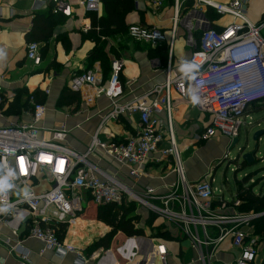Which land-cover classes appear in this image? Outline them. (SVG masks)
I'll list each match as a JSON object with an SVG mask.
<instances>
[{
  "label": "built area",
  "instance_id": "built-area-1",
  "mask_svg": "<svg viewBox=\"0 0 264 264\" xmlns=\"http://www.w3.org/2000/svg\"><path fill=\"white\" fill-rule=\"evenodd\" d=\"M2 1L9 0H0V3ZM45 1L54 4L55 13L64 17L71 15V7L63 0ZM188 1L193 6H202L219 16L233 19L220 30L209 28L201 32L199 44L189 57V61L201 66L194 80H187L183 75L171 77L167 68L164 83L145 95L148 100L141 98L120 105L123 97L121 61H112L109 77L105 81L95 71L72 74L70 77L69 88L74 92L83 91L82 98L87 104L94 103L99 97L111 102L112 110L108 118L116 119L121 114L136 115V135L122 143L109 144L94 137L84 154L55 142H43L39 139L38 124L46 109L33 97L30 98L29 123L0 127V179L7 176L8 167L17 172L14 178L8 177L12 187L0 191V208L7 209V212H0V222L13 233L26 227L30 238L43 243L58 257H64L75 249L60 241L61 226H70L77 220L87 196L96 207L133 206L174 226L196 250L200 264H212L215 253L224 241H230L232 247L239 251L238 258L231 264H264L262 250L255 240L248 238L247 232L259 215L237 212L236 208L240 205L238 200L232 204L223 198L215 200L212 183L207 178L187 182L171 121V93L174 92L187 99L199 113L209 117L204 139L217 135L232 141L238 138L240 128L245 123L246 109L264 101V38L261 36L264 21L258 24L248 21L244 0H232L227 4L212 0H173L169 51L175 39L183 3ZM100 4L101 0H83L81 5L86 14H97ZM161 6L162 0L151 1L155 11ZM127 35L136 42L151 45L165 42L162 31L139 25H130ZM26 59L39 66L41 57L37 43L26 45ZM189 88L198 90L199 103L192 104ZM4 104L5 97L0 88V118L3 117ZM162 113L166 115L165 124L159 120ZM96 149H101L118 165L130 167L131 175L136 178L139 177V168L146 165L152 155H158L159 161L170 164L176 182L170 185L166 194H157L151 188L135 193L89 161ZM38 176H44L49 185L47 190L39 193L33 188ZM25 190L29 194L27 199ZM128 240L132 243V249L139 252L143 263H149L148 249L153 247L152 240L149 242L141 236ZM155 250L158 263L168 264L165 246L157 245ZM74 252L76 264H118L110 250L101 251V256L92 254L89 257L76 250ZM20 257L27 260L26 253Z\"/></svg>",
  "mask_w": 264,
  "mask_h": 264
},
{
  "label": "crops",
  "instance_id": "crops-1",
  "mask_svg": "<svg viewBox=\"0 0 264 264\" xmlns=\"http://www.w3.org/2000/svg\"><path fill=\"white\" fill-rule=\"evenodd\" d=\"M63 1L72 9L69 17L55 13L54 4L45 0H9L0 3V50H2L0 51V88L5 97L0 127L29 123L30 98L35 97L34 100L43 104L46 109L42 121L38 124L39 139L43 142L63 145L78 154L87 151L94 137L106 144L122 143L127 138L133 137L138 130V118L136 115L132 117L128 114H121L116 119L108 118L112 110L111 102L105 97H99L94 103L87 104L82 98L83 91L74 92L69 88L72 74L95 71L105 81L109 77L112 61H121L120 81L123 97L119 104H128L145 98L154 87L162 85L167 68L170 69L171 77L183 75L178 66L185 59L189 60L191 52L199 44L203 30L209 28L220 30L233 21L232 18L219 16L205 7L193 6L190 1L184 2L175 39L169 51L173 0H162L161 8L156 11L151 7L152 0H127L128 6L131 5L132 9L123 17V32H116L115 27L111 26L112 36L101 37L96 46L94 40L87 37V34L92 26L91 15L97 18L105 16L102 0L97 14H86L81 5L83 0ZM212 1L227 4L232 0ZM244 6L245 16L250 23L258 24L264 21V0H244ZM36 14L59 15L63 19L62 23L53 28L52 37L47 42L37 43L41 57L39 66L33 65L26 59L28 43L25 36L31 31ZM130 25L158 29L164 33L165 42L157 45L136 42L127 35V28ZM263 31L264 28L261 36ZM101 44H103L101 57L92 59L90 53ZM66 91L78 94L79 103L63 106L62 94ZM171 107L174 141L180 156H184L183 167L187 182L194 183L207 178L213 187L216 169H212V162L217 157L221 159L220 162L224 161L233 148V141L219 135L204 139L209 117L199 113L187 99L179 97L174 92L171 93ZM260 109L257 105L248 107L245 111V120L250 122V114ZM159 120L165 124L166 115L160 114ZM246 125L248 124L244 123L243 128H247ZM258 125L257 123L256 127L260 126ZM246 153L249 152L243 154ZM88 159L100 171L135 193H142L144 188H151L157 194H166L170 185L176 182L170 164L159 161L158 155H152L150 161L139 168L138 178L131 175L130 167L118 165L101 149H96ZM236 183L235 193L229 204L238 200L240 205L236 211L239 212L242 204ZM246 186L248 185H243V188ZM35 187H38V191H35ZM33 188L39 193L47 190L49 185L44 176H38ZM218 193H220L218 196L214 194L215 200L223 198V194ZM217 204L214 203L216 206ZM98 208L102 207L94 206L89 197L85 196L83 211L76 220L85 226L76 225V221L70 226L62 225L60 241L86 257L92 254L101 256V251L110 250L118 260V264H144L139 252L132 249V243L128 240L137 236L127 237L117 232L112 236L108 248L96 247V244L112 232L110 226L97 220ZM229 210L228 213H231ZM129 216L137 217L133 222L134 228L143 230V234L138 236L148 239L149 242L152 240L153 247L148 249L147 264H159L155 250L157 245L165 246L168 264H200L197 262L196 250L192 249L189 241L182 237L174 226L133 206ZM150 216L154 217L151 225L148 222ZM90 223H94L95 227H90ZM172 246L178 247L177 253L172 254ZM259 247L264 255V247L260 245ZM75 250L66 253L64 257H58L53 251L46 249L43 243L30 238L26 227H21L13 233L3 222H0V264H76ZM22 253L27 254L26 261L21 259ZM238 256L239 251L232 247L230 241H224L211 263L214 264L215 261V264H231Z\"/></svg>",
  "mask_w": 264,
  "mask_h": 264
},
{
  "label": "trees",
  "instance_id": "trees-1",
  "mask_svg": "<svg viewBox=\"0 0 264 264\" xmlns=\"http://www.w3.org/2000/svg\"><path fill=\"white\" fill-rule=\"evenodd\" d=\"M102 5L104 7L105 16L97 18L95 15H91L92 26L90 32L87 34V37H91L94 40L96 46L101 37L112 36L113 31L110 29L111 26L115 27L116 32H123V17L132 9L131 5L128 6L127 0H102ZM62 21L63 19L59 15L52 16L36 14L33 18L32 29L25 36L27 43L47 42L52 37L53 28L57 24L62 23ZM102 46L103 44L90 53V57L92 59H98L101 57L100 51ZM61 103L63 106L78 104L79 96L72 91H66L62 94ZM247 183L248 180L246 179L236 183L238 197L240 198L242 204L239 210L241 213L252 212L254 214L262 215L264 213V193L255 195L252 189L243 188V185H246ZM131 211L132 206H105L98 208L96 211L97 220H100L110 226L112 228V232L96 244V247L108 248L112 236L117 232H121L127 237L143 234L142 229L134 228L133 222L137 220V217L131 218L129 216ZM153 221L154 217L150 216L148 220L149 224L151 225ZM253 224L260 233L264 234V215L256 218ZM162 236L167 237V235Z\"/></svg>",
  "mask_w": 264,
  "mask_h": 264
},
{
  "label": "rangeland",
  "instance_id": "rangeland-1",
  "mask_svg": "<svg viewBox=\"0 0 264 264\" xmlns=\"http://www.w3.org/2000/svg\"><path fill=\"white\" fill-rule=\"evenodd\" d=\"M262 36L264 38V31ZM254 105L261 109L250 114V122L242 119L248 124L246 125L247 128H243V126L240 128L238 143L230 150L228 157L222 162L217 157L218 159L216 158L212 162V169H216L213 176V189L216 190L214 194L218 196L220 194L218 192H221L224 200L228 203L233 199L236 181L241 182L243 179L248 180L246 188L252 189L255 195L264 193V101ZM257 123L260 125H258L259 127H256ZM249 124L251 125L249 126ZM254 131L259 132L256 144L252 140L253 135L256 133ZM255 147H257L256 150ZM246 151L249 153L254 151L252 162L249 164L242 163L240 159ZM181 161L184 163V156H181ZM35 191H38V187H35ZM248 235L249 239L255 240L258 245L264 247V234L260 233L254 224L248 231ZM177 250L178 247H171L172 254L177 253Z\"/></svg>",
  "mask_w": 264,
  "mask_h": 264
},
{
  "label": "clouds",
  "instance_id": "clouds-1",
  "mask_svg": "<svg viewBox=\"0 0 264 264\" xmlns=\"http://www.w3.org/2000/svg\"><path fill=\"white\" fill-rule=\"evenodd\" d=\"M2 51V50H0ZM200 65L198 63H195L194 61H189L185 59L182 63L179 64L178 68L179 71L183 74V76L187 80H194L196 78L197 73L199 72ZM189 98L192 102V104H197L200 102V96L198 94V90L189 88L188 91ZM2 167V165H0ZM17 176V172L12 169L11 167H8L7 169V176L3 179H0V191H3L5 189H9L12 187L11 184L8 183V177H15ZM28 192L25 190L24 196L25 199L28 198ZM0 212H7L6 208H0Z\"/></svg>",
  "mask_w": 264,
  "mask_h": 264
},
{
  "label": "water",
  "instance_id": "water-1",
  "mask_svg": "<svg viewBox=\"0 0 264 264\" xmlns=\"http://www.w3.org/2000/svg\"><path fill=\"white\" fill-rule=\"evenodd\" d=\"M258 137H259V132H256L254 135H253V138H252V140H253V142L256 144L257 143V141H258ZM238 143V140H237V138L236 139H234L233 140V143H232V147H234L236 144ZM257 146V145H256ZM257 149V147H255V150ZM254 150V151H255ZM253 151V152H254ZM252 152V153H253ZM252 153H246V154H243L241 157H240V159H241V162L242 163H247V164H249V163H251L252 162ZM264 214H262V215H260V216H263Z\"/></svg>",
  "mask_w": 264,
  "mask_h": 264
},
{
  "label": "bare ground",
  "instance_id": "bare-ground-1",
  "mask_svg": "<svg viewBox=\"0 0 264 264\" xmlns=\"http://www.w3.org/2000/svg\"><path fill=\"white\" fill-rule=\"evenodd\" d=\"M75 224L80 226V225H81V222H79V221H76V223H75ZM81 226H83V227H84V226H85V224H82ZM89 226H90V227H92V228H94V227H95L94 223H90V224H89Z\"/></svg>",
  "mask_w": 264,
  "mask_h": 264
}]
</instances>
